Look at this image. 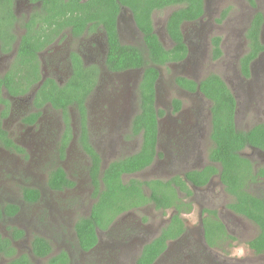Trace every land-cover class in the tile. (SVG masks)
Segmentation results:
<instances>
[{
  "label": "rangeland",
  "instance_id": "1",
  "mask_svg": "<svg viewBox=\"0 0 264 264\" xmlns=\"http://www.w3.org/2000/svg\"><path fill=\"white\" fill-rule=\"evenodd\" d=\"M255 4L252 7L246 0H204V13L200 19L184 23L182 26L185 43L189 47L186 60L179 69L167 65L160 67L157 108L170 113L172 100L179 97L175 77L184 76L198 80L209 73H216L226 82L236 99V127L246 130L264 121V49L251 63L249 77H243L239 70V59L248 51L245 33L252 15L256 11L264 13V0H255ZM32 6L28 0H15L19 28ZM173 8L156 10L152 15L154 29L165 48L173 46L165 31V20ZM133 22L130 11L122 8L119 21L120 41L142 46V35ZM215 35L221 38L222 54L214 60L211 58L210 39ZM69 39L59 42L61 47L66 45L68 52L77 44ZM89 39L84 37L79 40L87 60H91V53L88 52ZM260 39L264 47V21ZM63 56L64 54L61 57ZM51 67L60 77H64L65 61L63 67L60 65L56 68V64ZM140 76V69L117 75L108 73L88 99V132L94 148L100 155L102 168L111 161L128 156L139 149L141 135L132 134L131 122L137 112V108L135 112L133 108L138 106L136 86ZM181 98L188 107L183 133L177 138L176 130L166 129L168 131L162 135L161 140L165 145L163 147L161 144L162 148H158L161 155L163 152V158L155 160L139 172L123 174L124 181L131 178L167 179L209 163L208 153L212 145L209 110L205 109V116H201L200 111L196 109L197 100L194 97L189 95ZM121 103H124V108L127 107L122 108ZM24 105L23 101H19L17 110ZM204 105L210 109V100L204 101ZM168 120L170 119H165L166 123ZM64 124L67 126L60 113L50 107L46 109L37 125L31 128L22 127L19 116L16 115L6 120V128L8 127L24 147L25 153L7 154L0 151L4 157L10 158L8 163L0 161V190H11L17 199L21 197L20 187L23 185H34L44 192L42 201L36 206L25 208L27 215L22 212L20 217L23 222H30L29 226L37 229L40 228L34 223L35 217H42L43 224L39 220L38 222L44 229L47 228L52 236L51 255L58 250H65L72 257L70 264H134L142 246L159 233L171 211L161 212L151 203L140 209L130 210L118 216L107 229L98 231L99 244L92 251H81L74 224L79 217L88 214L93 202V189L88 176L89 159L78 145L79 120L74 108L69 111L71 140L65 147L64 158L59 159L60 142L67 130V127L64 130ZM202 124L204 132L200 130ZM200 135L201 141L198 140ZM242 153L249 156L256 166H264V152L248 147ZM56 166L64 168L74 181L73 188L62 192L48 190L47 174ZM252 191L264 194V178L252 187ZM2 199L3 197L0 201ZM191 200L193 209L182 214L183 220L190 227L187 236L170 242L153 264H264V252L256 253L247 244L258 233L257 225L227 208V203L232 197L224 190L218 175L212 178L208 187L194 189ZM204 207L217 210L219 219L233 239H226L218 247L206 244L200 225L201 209ZM9 222H1L3 233L12 224ZM57 224L59 229L55 227ZM26 246H30V243L27 242ZM27 247L17 251V254L26 253ZM7 261V258L0 255V264H6ZM40 263L45 264L46 258L40 259Z\"/></svg>",
  "mask_w": 264,
  "mask_h": 264
},
{
  "label": "trees",
  "instance_id": "2",
  "mask_svg": "<svg viewBox=\"0 0 264 264\" xmlns=\"http://www.w3.org/2000/svg\"><path fill=\"white\" fill-rule=\"evenodd\" d=\"M34 6L29 19L24 24V33L18 38L17 51L9 72L0 76V87L8 93L25 92L31 83L40 79L37 52L43 49L63 29L73 36H80L88 27L99 24L106 32L107 53L105 65L111 71L143 69L138 84L139 112L131 122V132L141 135L140 148L123 158L111 161L101 167V158L92 147L88 138L86 121V97L97 79L99 69L84 66L79 57L72 53V75L62 86L51 79H45L37 88L34 96L36 105L48 101L55 109L63 113L67 124L64 145L69 138L68 107H74L79 116L78 143L89 158V176L93 186V203L87 215L79 217L74 224L76 239L81 250L87 251L98 241L97 231L107 229L118 216L129 210H136L151 203L155 209L165 212L174 210L169 221L161 228L157 236L146 242L135 259L134 264H153L163 253L168 240L178 238L184 231L181 214L192 209L190 201L179 197L177 190L186 197L191 196L193 185H205L211 176L218 175L224 190L232 197L227 208L245 217L258 227V233L247 244L256 253L264 252V194H256L252 187L264 178V166H256L254 161L242 153L245 148L264 152V121L254 124L246 130L238 129L235 124L237 110L236 99L226 82L216 73H209L198 82L177 76L175 82L192 91L196 88L210 100L212 145L209 149V164L199 170L185 172L184 178L176 175L167 180H140L131 178L124 181L123 174L139 172L150 166L156 155V117L160 111L154 108V82L158 77L157 67L170 61L182 60L187 55V45L183 38L181 25L198 20L204 13V0H28ZM254 7L255 0H246ZM121 7L127 8L134 23L142 35V46L119 41L116 30V18ZM174 7L168 14L165 29L173 42L171 48H165L153 28L152 14L156 10ZM224 16V15H223ZM15 20V0H0V44L4 50L12 49L15 40L11 25ZM264 13L256 11L252 15L245 36L248 51L239 59V70L243 77L250 76L253 60L264 49L260 34ZM211 58L218 59L222 50L221 38L212 36ZM17 79V81H15ZM22 80L25 83H22ZM23 84V85H20ZM33 85V84H32ZM21 88L23 90L21 91ZM41 96L45 100L41 99ZM0 101L5 99L0 95ZM175 104L177 100L173 101ZM36 114H32L34 119ZM3 141L4 132L0 130ZM9 142V141H8ZM218 165V167L216 166ZM48 185L51 189L70 187L73 182L61 167L49 173ZM28 201L38 198L36 189H23ZM16 207L9 205L0 208L3 214L10 215ZM203 237L208 246H220L226 239H233L219 219L216 209H203ZM33 253L39 257L52 251L51 245L41 237H35ZM10 241L0 234V253L7 257L13 255ZM66 251H60L48 258L46 264H68ZM7 264H32L26 255L11 259Z\"/></svg>",
  "mask_w": 264,
  "mask_h": 264
},
{
  "label": "flooded vegetation",
  "instance_id": "3",
  "mask_svg": "<svg viewBox=\"0 0 264 264\" xmlns=\"http://www.w3.org/2000/svg\"><path fill=\"white\" fill-rule=\"evenodd\" d=\"M33 6H32V8H33ZM122 8H125V7H121V10H120V12H119V14H118V16L116 18V30H117L119 41H120V38H121L120 37L119 21H120V15H121ZM30 11L24 17L20 28L18 27V15L15 12V20L13 21V23L11 25V32H13L14 36H15V40L12 42V49L8 50V51L4 50L2 48V46H1V44H0V76H3V75H5L6 73L9 72V68L11 67V64L13 62L14 56H15L16 51H17L16 48H17L18 38L21 36V34L24 33V24L29 19ZM132 19H133V17H132ZM152 21H153V18H152ZM195 21H197V20H195ZM195 21H191V22H195ZM165 22H166V20H165ZM183 24L181 25V30H182ZM134 25H135V23H134ZM135 27H136V25H135ZM153 28H154V24H153ZM136 29H138V28L136 27ZM165 31H166V29H165ZM138 32H140V31L138 30ZM154 32L156 33L155 29H154ZM182 33H183V30H182ZM156 35H157V33H156ZM84 37H89L90 38L89 41H88V43H90V45H88V52L91 53V60H87L83 50L80 48L81 43H80L79 40H82ZM157 37H158V35H157ZM67 38H70L69 39L70 42L73 41V40H74V42H77V44L75 45V48H71L69 52L67 51V49H65L66 48L65 44L62 47L59 45V42H63ZM183 38H184V34H183ZM158 39H159V37H158ZM106 40H107L106 32H105V30L102 28V26L100 24L97 27H94V28L87 26L86 31L83 34H81L80 36H73L65 28L52 41L47 43V45L43 49H41V50H39L37 52V57L39 59V73H40V79L38 81H36L34 83H31V86L25 92L18 93V94L17 93L16 94H10V93L7 92V90L3 86L0 87V95H1V97H3L5 99L4 103H2L0 101V130H2L4 132V135H5L6 141H7V142L3 141L2 137H1V134H0V151L1 152L4 151L7 154L12 153V152H15L17 154H24L25 153L24 147L20 145L19 141L13 135V133L8 129V127L6 128L5 122L10 116H13V115L19 116L20 125L22 127H25V128H31V127H34V126L37 125V123L44 116V112L46 111V109L48 107H50L54 111H58L60 113V115H61L62 121L63 122L65 121L64 117H63V113H62L61 110L53 108L48 101H43L42 104L36 105L35 102H34V96H35V92H36L37 88L43 83V81L45 79H51V80H53L54 83H56V84H58L60 86H62L63 84H66L67 80L72 75V66L74 64V62L72 60V56H71L72 53H75L76 56L79 57V60L81 61V63L84 66H89L90 65V66H94V67L99 69V73H98L97 79L95 81V85L93 86V89L91 90L89 95L86 97V101H85L86 121L88 119V99L91 96V94L93 93V91L96 89L97 85L102 81L104 75H106L108 73H112V74H116L117 75V74H121V73L127 72L129 70H136V69H127V70H123V71H111V70H108L106 65H105V57H106V53H107ZM184 41H185V39H184ZM187 49H189L188 46H187ZM45 54L47 56L43 57V55H45ZM62 54H64L63 57H61ZM187 55H188V51H187ZM187 55L182 60L170 61V62H167L165 65L171 66L173 69H179L181 67V65L184 63V61L186 60ZM63 61L66 62V72H64V77H60L58 75L57 71H55L51 66L53 64H56V68H58L60 65H62V67H63ZM46 63L49 65V70H47V64ZM165 65H163V66H165ZM160 67H162V66L157 67L159 74H158L157 79L154 82V108H155V110L157 112L160 111L161 113L157 114V117H156V124H157V126H156V128H157L156 129V143H155L156 155H155V158H154L153 162L155 160H160V159L163 158V152H162V155H161V153L158 150V148L159 149L162 148L161 144H162L163 147L165 145V142H162L161 140H162V135L168 131L166 129L172 128L173 130H176L177 131V133H176L177 138L183 133V131L185 129V125L187 123L186 116H187V113H188V107L184 103V101L181 100L182 99L181 97H189V95L191 97H194L197 100L196 109H197V111H200V115L201 116H205V109L209 110V113H210V109L206 108L205 105H204V101L207 102V100H209V99H207L201 92H199V90L197 88L192 91L189 88H186V87H183V86L177 84L175 82V79H174L175 87H176V89H177V91L179 93V97L172 100V107H171L170 113L169 112L166 113L165 110H161L160 108H157L156 107L157 87H158L159 78H160ZM141 74H142V72H141ZM140 78H141V76H140ZM186 78L190 79L192 81H195V82H198L200 80V79L196 80V79L190 78V77H186ZM15 81H17V79H15ZM22 83H25V81L22 80ZM138 84H139V81H138ZM138 84L136 86L137 97H138V102H137L138 106L133 108L134 112L136 111V108H137V112L135 113V115L139 112V108H140V105H139V101L140 100H139V95H138ZM20 85H23V84H20ZM20 89H21V91L23 90V88H21V87H20ZM41 99L45 100V98H43V96H41ZM174 100H177L178 102L175 104L173 102ZM19 101H23L25 103V105L20 110H17L16 106H17V103ZM120 106L122 108H124V103H121ZM72 108H74V107H71V106L68 107V113H69V111ZM128 110L130 111V109H128ZM32 114H36V117L34 119L32 118ZM77 115L79 116L78 112H77ZM210 115H211V113H210ZM165 119H170V120H168L169 122L166 123ZM78 120H79V118H78ZM88 129L89 128L87 126V130ZM64 130H66V125L65 124H64ZM200 130L202 132H204V124H202V127L200 128ZM200 130L197 128V132L198 133H200ZM68 134H69V138L67 139V142H66L65 145H64L65 133H64V137L62 136V139H61V142H60L61 148L59 149V155H58L59 159H63L64 158V154L63 153H64V150H65V147L67 146L68 142L71 140V128H70ZM138 135H140V134H138ZM88 138H89L90 144L94 148V146L92 144V141H91V138H90V135H89V132H88ZM201 138L202 137L200 135L198 137V140L201 141ZM141 141H142V138H141ZM78 145H79V143H78ZM140 145H141V142H140ZM79 148L87 156L86 152L82 149V147L80 145H79ZM139 148H140V146H139ZM0 161L8 163L10 161V158L9 157H4L3 154L0 153ZM208 164L209 163H207V164H205L203 166H200L199 168H195V169H191V170H199V169L205 167ZM56 167H60V166H56ZM56 167H54V168H56ZM54 168H52V169H54ZM62 169L64 170V168H62ZM51 170H49V172L47 174L48 177H47L46 186H47L48 190L53 191V192H62V191L71 189V188H73L75 186L74 181L65 172L67 174V177L73 182V185L70 186V187L62 188V189H51L49 187V185H48L49 173H50ZM187 171H190V170H187ZM187 171H185V172H187ZM185 172L182 175H178V176L184 178ZM88 176H89V171H88ZM174 176H176V175H174ZM214 176L215 175L211 176L209 181L205 185H202V186H197V185L191 184L190 182H186L188 187L191 189V196L190 197H186L185 192L177 190L178 196L183 198L184 201H190L191 204H192V209H193V201L191 200L192 196H193V190L194 189H198V188L201 189L203 187L204 188L208 187V185L210 184V182H211V180H212V178ZM171 177H173V176H171ZM171 177H169V178H171ZM169 178H167V179H169ZM167 179H159V180H167ZM89 180H91L90 176H89ZM90 185H91V182H90ZM91 188L93 189L92 185H91ZM23 189H36V190H38V192H39L38 198L36 200H34V201H28L23 195ZM20 190H21V197L20 198L18 197L19 199H17L16 195L12 194L11 190L7 191V192L0 190V200L3 197L2 201H0V208L3 210L4 208H7L9 205H13V206L16 207L15 211L12 214H10V215L3 214V217L0 219V234H1L2 237H5L6 239H8L10 241L11 248H13L14 252H13V255L11 257H7L3 253H0V255L8 259L7 263L13 258L26 255L29 258V260L32 262V264H41L40 263V259L46 258V262H47L49 257H51L53 255H56L57 253H59L62 250H58L53 255H51V252H52L51 251L50 254H48L46 256H42V257H39V256H37V255H35L33 253V249H32L33 246L32 245H33V241H34L35 237H41L42 239L47 241L51 245V249L53 250V244H52V240H51L52 236H51V234H49L48 229L47 228L44 229L42 227V225L40 224V223H42V217H40L39 215H36L34 223L40 229H37L34 226H29L30 222H23L21 217H20V215H21L22 212L26 213L27 207L36 206V204L40 203L42 201V199H43L44 192L40 188H38V187H36L34 185H23V187H20ZM8 193H10V195H7ZM205 208H208V207H204V208L201 209V220H202V214H203L202 212H203V209H205ZM209 209H213V208L209 207ZM167 210L171 211V214L174 211L172 209H167ZM124 213H126V212H124ZM124 213H122V214H124ZM183 213H186V212H183ZM182 214H181V217H182ZM26 215H27V213H26ZM4 220L10 221L9 223H12V224L3 233L2 230H1V222L4 221ZM38 220L40 221V223L38 222ZM201 220H200V225H201L202 234H203V227H202ZM168 221H169V218H168L167 222ZM183 222H184V228H185L184 231L182 232V234L178 238L173 239V240H168L167 243H166L165 250L167 249L168 244L170 242H173V241L176 242V241H178V240H180L182 238H185L187 236L190 227L185 223L184 220H183ZM113 223H114V221H113ZM55 227L57 229H59V224H57ZM98 231H97L98 241H97L96 245L94 247H92L91 249L87 250V251H83V250L80 249L81 251L86 252V253L90 252L99 244L100 238L98 236ZM75 236H76V233H75ZM27 242L30 243V246H28V247L26 246ZM25 247H27V252L18 255L17 251H20V250H22ZM63 251H65V250H63ZM67 255H68V258H69V263L68 264H70V261L72 260V257H71L69 252H67Z\"/></svg>",
  "mask_w": 264,
  "mask_h": 264
},
{
  "label": "water",
  "instance_id": "4",
  "mask_svg": "<svg viewBox=\"0 0 264 264\" xmlns=\"http://www.w3.org/2000/svg\"><path fill=\"white\" fill-rule=\"evenodd\" d=\"M140 70H141V72H143V69L142 68Z\"/></svg>",
  "mask_w": 264,
  "mask_h": 264
}]
</instances>
